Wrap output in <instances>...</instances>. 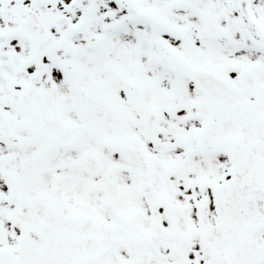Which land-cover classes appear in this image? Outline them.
Here are the masks:
<instances>
[{
	"label": "snow or ice",
	"instance_id": "1",
	"mask_svg": "<svg viewBox=\"0 0 264 264\" xmlns=\"http://www.w3.org/2000/svg\"><path fill=\"white\" fill-rule=\"evenodd\" d=\"M0 264H264V0H0Z\"/></svg>",
	"mask_w": 264,
	"mask_h": 264
}]
</instances>
